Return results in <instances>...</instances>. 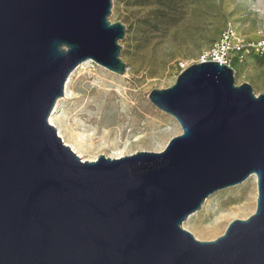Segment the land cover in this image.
Returning <instances> with one entry per match:
<instances>
[{
    "label": "water",
    "instance_id": "1",
    "mask_svg": "<svg viewBox=\"0 0 264 264\" xmlns=\"http://www.w3.org/2000/svg\"><path fill=\"white\" fill-rule=\"evenodd\" d=\"M113 0H0V264H264V92L216 62L148 101L181 134L160 153L82 161L49 117L91 60L123 75ZM256 176L254 213L212 242L181 228Z\"/></svg>",
    "mask_w": 264,
    "mask_h": 264
},
{
    "label": "rangeland",
    "instance_id": "2",
    "mask_svg": "<svg viewBox=\"0 0 264 264\" xmlns=\"http://www.w3.org/2000/svg\"><path fill=\"white\" fill-rule=\"evenodd\" d=\"M109 21L121 23L126 28L125 39L120 42L125 74L116 75L91 60L80 64L69 75L68 90L57 100L53 116L55 130H59L62 137L59 138L70 149L73 146L71 150L81 160L92 162L99 156L113 159L111 148L97 149L104 143L102 133L105 129L109 133L116 128L117 119L128 113L127 109L133 104L137 105L133 107V115L140 130L136 136L129 137V142L148 132L143 131L147 122L143 115L151 113L161 122L149 130L148 141L155 144L159 139L162 146L155 150L145 143L122 158L140 152H162L172 138L181 134V129L174 118L155 108L147 95L154 89L171 87L181 72L179 64L187 68L199 63L202 53L211 48L223 32L231 31L244 45L229 66L234 71L235 85L249 84L254 95L264 92V51L256 49V43L264 42V0H113ZM126 126L125 122L119 126L122 134L119 137L124 141L129 130ZM248 182L252 185L247 189L249 193L244 192L240 200L232 199L222 210L244 206L250 196L251 210L236 212L218 221L217 225L221 223L222 226L212 230L217 217L225 213H218L217 208L229 198V193L238 191ZM256 198V182L250 176L241 184L208 197L181 228L198 242H212L224 234L230 222L251 216ZM214 210L217 211L215 215Z\"/></svg>",
    "mask_w": 264,
    "mask_h": 264
},
{
    "label": "bare ground",
    "instance_id": "3",
    "mask_svg": "<svg viewBox=\"0 0 264 264\" xmlns=\"http://www.w3.org/2000/svg\"><path fill=\"white\" fill-rule=\"evenodd\" d=\"M83 65V64H82ZM69 77V76H68ZM68 80V78H67ZM68 90V82L66 81L65 82V85H64V90L63 92L66 93V91ZM126 97H123V101L125 102V104H128L127 101H126ZM57 102V101H56ZM56 105L54 106L53 108V111L48 119L49 121V124L51 126H53L54 128L55 127V123H54V114L56 112V109H57V103H55ZM137 106L136 104H133L131 105L130 108H128L126 111L128 113H124L122 114L118 119H117V123L118 125L116 126V128H113L109 131L108 133V129H105L104 132L102 133V140L104 141L103 144L99 145L97 149H104L103 147L107 146L109 148L112 149V153H111V156L113 157V159H120L122 158V156H124L125 154H130L135 148H141L143 144L145 143H148V145L152 148V149H161V146H162V143L160 141H158L159 139H157L155 141V144L152 142H149V138H150V134L148 133L150 129H152V127H155V125H160V120H159V117L156 116V115H153V114H142L144 116V118L146 119V124H144L143 126V131L147 132L142 138H139L138 140L135 139L134 141L132 142H129V137L130 136H136V132L138 130H140V126L138 124V121H137V118L135 115H133V110L135 107ZM127 108V107H126ZM125 108V109H126ZM139 120V119H138ZM126 123L127 126L126 128H128L129 130L125 133V136H126V140L124 141L122 138H120L119 136L122 135L121 134V127H119L121 124L123 123ZM123 131V130H122ZM57 135L58 137H61V134H60V131L58 130L57 131ZM154 135V134H153ZM122 137V136H121ZM62 138V137H61ZM154 140V139H153ZM63 144L66 146V143L65 141L63 140ZM72 150H74V147L72 146L71 147ZM80 156V155H79ZM82 161H86V160H82ZM95 161V160H94ZM90 162V161H89ZM251 178H253V180L256 182V176L255 175H251ZM249 188H252V185L251 183H246L245 185H243L238 191H235L237 193H235L234 191L229 193V198L225 199L221 204L220 206L217 208L218 210V213L219 212H225L224 215H221V216H218L217 219H216V222H215V226L212 230H217L219 226H222L221 223L220 225L218 224L217 225V222L218 221H222V220H225L228 216L230 215H234V213L236 212H246V211H250L251 208H252V198L250 195H252V190L250 189V197H249L247 200V203H244L245 205L244 206H241V207H238V208H235V209H231V210H222V208L224 207V205L232 202L234 199V201L236 200H240L242 199L244 196V192L248 191ZM248 189V190H247ZM247 193V192H246ZM249 193V191H248ZM232 194H235L234 196H231ZM246 198V197H245ZM217 211L214 210V215L217 213ZM227 212V213H226ZM214 230V231H215Z\"/></svg>",
    "mask_w": 264,
    "mask_h": 264
},
{
    "label": "built area",
    "instance_id": "4",
    "mask_svg": "<svg viewBox=\"0 0 264 264\" xmlns=\"http://www.w3.org/2000/svg\"><path fill=\"white\" fill-rule=\"evenodd\" d=\"M244 49L243 43L234 38L231 31L223 32L219 40L207 51L203 52L200 62H216L218 64L230 66L233 58L238 56ZM256 49L259 52L264 51V42L256 43ZM179 70L185 69L183 64H179Z\"/></svg>",
    "mask_w": 264,
    "mask_h": 264
}]
</instances>
